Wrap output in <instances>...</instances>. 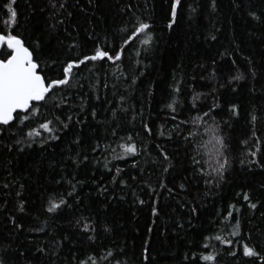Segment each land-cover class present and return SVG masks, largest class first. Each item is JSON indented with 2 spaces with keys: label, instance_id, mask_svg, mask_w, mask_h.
I'll return each mask as SVG.
<instances>
[{
  "label": "snow or ice",
  "instance_id": "snow-or-ice-1",
  "mask_svg": "<svg viewBox=\"0 0 264 264\" xmlns=\"http://www.w3.org/2000/svg\"><path fill=\"white\" fill-rule=\"evenodd\" d=\"M90 7H97L98 0H87ZM234 8H242V0H232ZM16 0H0V143L5 139L10 143H4L3 147L8 152L19 155L25 149H31L34 145L44 151L49 147H55L56 142L65 141L69 133H72L71 143L81 148V132L78 129L85 125L90 117L97 121V104L107 105L105 109L110 115L112 124L105 127L103 135H97L86 145L83 152L77 151L75 156H69L74 168H79L86 161H90L89 150L96 154L91 157V163L101 164L106 173L109 174L110 183L119 185L121 189L130 188L129 179L142 185V191L148 196L149 201L135 197L134 203L145 205L148 203L150 216L159 218L160 209L158 207L161 190L166 192L172 199L177 200L181 208L187 209V217L184 222L176 221L175 229H196L201 227L194 223L199 219L200 207L197 197L186 200L183 197L189 196V186L191 177H198L197 182L204 185L205 196L216 194L224 183L227 182L232 162L229 159L230 144L222 134L220 124L214 118L216 108L219 107V97L215 92L219 89L228 88L236 93L243 84L248 88L251 95L259 94L264 97V82L257 86V70L252 62L248 61L245 70H237L239 65L232 59V53L220 52L217 58L211 61L208 79L214 81L212 99L214 103L205 111L200 101L206 99L202 93H197L191 84L177 78L174 74L171 83L168 85V93L163 101L167 111L164 113L167 120L173 122L172 131H167L165 124L153 126L145 117V103L150 105L154 96V89L151 82L145 84L141 79L146 71V66L142 59H132L128 55L129 50L135 51L137 57L141 56V49L136 46H143L142 50L147 53L153 50L154 36L153 24L147 17L137 15V5L129 0L121 9L123 26L114 30H106L101 37L95 31L88 33V38L92 41L89 48L79 51L80 45L76 39H72L66 48H59L57 54L45 53L41 50V42L34 38H25L19 31L18 12L14 5ZM80 7V0H76V5H69L68 0H46L45 7L49 17L48 28L52 32L57 31V26L64 24V15L71 16L67 11L69 7ZM186 6V0H169V16L167 27L171 30L177 22L178 16L182 15ZM31 7V4H29ZM147 4H145V8ZM198 3L187 4L191 14L198 11ZM209 8L214 13L217 10V0H209ZM44 11L45 8L40 9ZM80 11H86L80 7ZM251 20L264 23V11L258 13L253 9L247 11ZM191 18V16H190ZM216 32L220 29L213 25ZM71 35V34H69ZM206 39L215 41L217 36L209 34ZM63 44V41H60ZM65 50L69 53L64 56ZM226 57L231 61V68L225 77L217 71V65L221 58ZM203 68V65H200ZM180 68V65H177ZM95 70V71H94ZM103 74V79L100 74ZM195 79V77H193ZM205 79V77H201ZM139 81V84H138ZM141 90L140 107L137 108L130 103L132 93L137 89ZM109 95L111 98H109ZM95 101V103H92ZM253 110L248 113V123L251 126L250 137H246L240 143L248 150V159H241L240 166L247 167L255 164L264 169V163L257 159V153L264 146V141L260 139L256 131V124L259 120L257 115V105H253ZM227 111L231 118H239V106L230 103ZM259 111L264 112V108ZM139 117L140 128H136ZM209 120L212 123H209ZM127 125H131L128 128ZM102 126L105 120L97 121ZM229 126H231L229 124ZM143 134V138H141ZM173 136L191 145L188 159L191 164L190 175L182 177L181 182H166L167 176L175 169L173 163L174 154L169 152L165 143L173 139ZM208 137L205 141L204 138ZM149 141L152 143L150 144ZM201 147L207 150L206 156L200 151ZM153 156L155 158H153ZM103 157V162H101ZM131 161L132 168L137 169L138 175H131L124 178V171L119 165L109 167V159ZM199 157V158H198ZM144 159L147 167H141L138 160ZM11 163V160L8 161ZM61 165L60 178L54 181L60 185L62 182L69 186V190L60 192L53 189L48 194V198L41 205L40 215L33 216V221H39L40 216H44L40 224H33L27 227L19 218L20 216H32V211L26 206L23 197L25 185L19 182L16 176L9 172L10 179L0 181V188L15 190L16 200L12 204V210H8V201L0 200V214L8 212V222L15 232L44 233L45 238L39 244L28 249L29 253L35 251L47 260V264H127L128 252L126 247H122L115 240L108 244L98 243L99 221L94 220L90 215H81L75 218L74 229L81 236L82 240H87L89 244L81 252L73 251L70 256L63 255L65 241H70L69 235L58 237L54 233L45 231V226L49 220L58 218L65 210L73 209L74 205L79 206L80 198L75 195L76 187L83 181L78 180L76 173L65 175ZM251 170V168H249ZM159 174V179L153 184L151 176ZM93 184L96 180L92 179ZM264 188V185H261ZM100 196L109 193V188L104 184L97 185ZM114 193L106 196L111 199ZM135 196V190H133ZM242 198L247 207L256 210L260 201L253 202L252 196L247 191L236 193ZM71 198V199H69ZM120 195L118 199H123ZM264 207V204H261ZM239 212L236 204H229L223 214H217L209 220V228H202L199 232V244L189 243V250L184 253L185 264H200L201 261L217 264L216 251L205 252L215 246H228L227 253L230 256H237V251L233 250L234 241L229 237L235 236L240 230L239 220L234 213ZM45 213L47 215H45ZM264 215V213H261ZM157 219L151 221L152 225H157ZM235 222L232 224V222ZM72 223V221H69ZM232 224V230L228 235L213 233V227L217 225ZM159 227V225H157ZM167 224L162 231L167 230ZM104 234L111 235L112 227L104 223L102 225ZM151 233L153 228L148 227ZM216 242V245L213 244ZM11 240L4 244L0 240V264H19L21 258L28 260L29 257L21 250L11 248ZM141 259L147 264L149 261L148 242L141 246ZM243 256L249 258L251 264H264V251L259 250L255 245L243 246Z\"/></svg>",
  "mask_w": 264,
  "mask_h": 264
},
{
  "label": "trees",
  "instance_id": "trees-1",
  "mask_svg": "<svg viewBox=\"0 0 264 264\" xmlns=\"http://www.w3.org/2000/svg\"><path fill=\"white\" fill-rule=\"evenodd\" d=\"M129 0H98L97 7H90L87 0H80V7L86 11H80V7H69L72 15L69 17L65 13L64 24L57 26V31L52 32L48 28L49 17L47 14L46 0H16V7L19 19V31L25 38L38 39L41 42V50L45 53L51 52L57 54L59 48H66V45L74 38L81 46L79 51L86 50L92 44L88 38V33L95 31L99 36H103L106 30H114L123 26L120 9L128 3ZM137 5V15L147 17L153 24L154 45L153 50L145 53L137 44V48L141 49V56L137 57L135 51L129 50L128 55L132 59H142L146 66V71L141 79L147 84L151 82L154 89L152 103H145V117L154 127L165 124L167 131L171 132L172 121L167 120L164 113L167 109L164 107L163 101L169 91L168 85L172 81L175 74L178 79L191 84L195 92L202 93L206 99L200 101L201 107L206 111L214 101L212 99L214 81L209 80V70L211 61L217 58L220 52L232 53V59L237 61L239 70H245L250 60L257 70V86L264 82V23L251 20L247 15L249 9H253L258 13L264 11V0H242V8H234L232 0H217V10L213 13L209 8V0H196L198 3V11L191 14L187 8V4H193L194 0H186V6L182 15L178 16L177 22L170 30L167 27L169 16V0H132ZM31 4V7H29ZM69 5H76V0H68ZM145 4L147 7L145 8ZM44 7L45 10L40 9ZM3 9L0 8V14ZM191 16V18H190ZM220 31L216 32L215 28ZM215 34V41L206 39L209 34ZM71 34V35H69ZM63 41V44L60 43ZM69 53L65 50L64 56ZM180 65V68H177ZM200 65L204 67L201 68ZM231 68V61L226 57L221 58L217 71L225 77ZM95 71V70H94ZM205 79H201V77ZM195 77V79H193ZM103 79V74H100ZM139 84V81H138ZM219 97V107L216 108L217 115L214 117L217 122L221 123L222 134L230 144L229 159L232 162L230 172L228 173L227 182L216 191L215 195L205 196L204 185L198 183V177H191L189 186V196H184L186 200L197 197L199 200V219L194 223L209 228V220L212 219L217 212L223 214L224 209L229 204H236L239 212L234 213L240 223V230L235 236L229 237L234 241L233 250L237 251V256H230L227 253L228 246H215L205 252L216 251L217 264H251L249 258L243 256V246L247 243L249 246L255 245L259 250L264 251V169L255 164L247 167L240 166L241 159H248L247 149L240 143L246 137L249 138V144L252 143L250 137L251 126L248 123V113L253 110V105H257V115L260 117L256 124V131L260 139L264 141V112L259 111L264 108V97L257 94L253 96L249 93L248 88L243 84L238 92L233 93L228 88L219 89L215 92ZM109 98L110 95H109ZM141 90L138 88L132 93L130 103L137 108L140 107ZM92 103H95L93 101ZM230 103H236L239 106V118H231L227 111ZM108 106L97 104V121L105 120L102 126L97 121L88 118L85 125L81 126L78 131L81 132V148L77 149L76 145L70 141L72 133H69L65 141L56 142L55 147H49L47 151L36 147L25 149L24 153L16 155L10 153L3 147L4 143L11 141L5 139L0 143V181L10 179L9 172L16 176L19 182L24 183L25 188L23 197L26 200V206L32 211V216H20L18 218L27 226L32 227L33 224H40L44 216H40L39 221H33V216L40 215L41 205L48 198V194L56 189L66 193L69 186L65 183L57 185L54 183L60 178L61 165L65 175L76 173L77 179L83 181L76 187L75 195L79 196L80 204L73 209L65 210L58 218L49 220L45 226V231L54 233L58 237L69 235L70 241H65L63 247V255L70 256L73 251L81 252L87 247L89 242L82 240L81 236L74 229L73 224L75 218L82 214L91 216L94 220L99 221L98 226V243L108 244L115 240L122 247H126L128 256L125 258L127 264H145L141 259V246L145 241L149 247V261L147 264H185L183 259L184 253L189 250V243L199 244V232L201 227L196 229H175L176 221L184 222L187 219L185 213L187 209L181 208L177 200L172 199L166 192L161 190L158 207L160 209L159 218L151 217L148 203L139 205L134 203L135 197H139L149 201L148 196L142 191V185L129 179L130 188H123L119 185H112L109 174L105 172L101 164L93 165L91 157L93 154L88 152L90 161H86L80 167L74 168L71 161L67 158L75 156L77 151L83 152L86 145L94 136L103 135L105 127L112 124L109 113L105 110ZM139 117L137 118L136 128H140ZM126 124V122H123ZM209 123H212L209 120ZM229 124L231 126H229ZM131 128V125H127ZM143 138V134H141ZM205 141L208 137L204 138ZM151 144L152 142L149 141ZM168 151L174 154L173 163L175 169L167 176L166 182L176 184L181 182L182 177L190 175L191 164L188 159L191 145L185 144L178 137L165 143ZM200 151L206 156L207 150L201 147ZM153 158H155L153 156ZM199 158V157H198ZM103 162V157L100 158ZM109 159V167L119 165L124 169L122 176L129 178L131 175H138V171L132 168L131 161ZM144 159L138 160L141 167H147ZM257 159L264 163V146L257 153ZM11 160V163L8 161ZM251 168V170H249ZM92 179L96 180L93 184ZM153 184L159 179V174L151 176ZM104 184L109 188V193L100 196L97 191V185ZM135 190V196L133 195ZM247 191L252 196L253 202L257 200L258 207L252 210L247 207L242 198L237 197L236 193ZM0 188V200L8 201V210H12V204L16 200L15 190ZM114 193L111 199L105 197ZM123 195V199H118ZM71 199V198H69ZM150 203V201H149ZM45 215H47L45 213ZM157 219V225H152L151 221ZM72 221V223H69ZM109 224L113 231L111 235L104 234L102 225ZM235 222L233 221L232 224ZM167 224V230L162 231L163 226ZM232 224L217 225L213 227V233L227 236L232 230ZM151 226L153 231L149 233L148 227ZM11 240V248L13 250H21L28 260L21 258L19 264H47V260L41 257L35 251L29 253L28 249L33 245L39 244L41 240L46 239L44 233L32 232H15L12 225L8 222V212L0 214V240L7 244ZM216 245V242L213 241ZM67 264V261L65 262ZM200 264H210V262L201 261Z\"/></svg>",
  "mask_w": 264,
  "mask_h": 264
}]
</instances>
